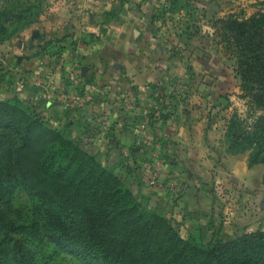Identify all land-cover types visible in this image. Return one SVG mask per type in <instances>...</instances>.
<instances>
[{
  "label": "rangeland",
  "instance_id": "rangeland-1",
  "mask_svg": "<svg viewBox=\"0 0 264 264\" xmlns=\"http://www.w3.org/2000/svg\"><path fill=\"white\" fill-rule=\"evenodd\" d=\"M53 1L0 0V13L14 15L7 21L0 14V26L9 28L0 40V264H17L16 239L32 252L34 264H90L45 238L17 166L41 196L69 199L83 221L108 219L112 236L130 234L133 245L141 239L135 230L148 228L151 213L148 239L135 252L142 247L152 264L179 247L173 233L208 245L256 229L259 224L246 220L251 211L262 212L263 195L236 180L224 161L227 120L247 111L248 98L242 97L234 45L221 20L261 12L264 0H151V34L163 59L148 61L147 68L118 52L115 34L87 31L82 42L64 35L57 53L55 39L63 35L45 24ZM169 96L175 107L192 103L196 114L206 116L215 167L221 169L210 188L214 208L199 206L195 216L184 207L183 174L191 170L176 142L168 149L174 141L166 123L156 120L160 100L169 106ZM60 145L74 149L76 166L59 177L47 175L41 160Z\"/></svg>",
  "mask_w": 264,
  "mask_h": 264
},
{
  "label": "trees",
  "instance_id": "trees-1",
  "mask_svg": "<svg viewBox=\"0 0 264 264\" xmlns=\"http://www.w3.org/2000/svg\"><path fill=\"white\" fill-rule=\"evenodd\" d=\"M0 14L5 15L7 21L14 17L10 11ZM221 22L234 45L237 74L244 91L242 97L248 98L247 111H235L227 120L226 150L229 154L248 152L249 166L259 163L264 165V114L257 112V107L264 109V10L242 19L229 16ZM17 29L18 26L11 32ZM8 31V27L0 26V40ZM64 38L66 36L55 39L59 49L57 53L63 51L61 41ZM169 98V106H165L161 99L162 109L157 111L160 115L156 120L161 119L163 123L170 117L171 112L168 110L175 107L173 97ZM152 116L148 121L151 124ZM76 159L73 148L60 145L52 147L45 154L40 168L47 175L59 177L74 169ZM16 168L31 195L34 210L40 217L42 233L56 250L85 259L90 264H152L142 247L135 252L138 243L142 245L148 239L154 222L151 213L147 214L144 222L148 228L135 230L141 239L133 245L129 242L130 234L127 237L112 236L108 219L83 221L69 199L59 198L51 202L46 196H41V190L27 179L22 168ZM172 238L180 243L179 247L153 264H264V228L247 231L227 240L214 238L208 245L183 240L175 233ZM14 259L17 264H34L32 252L26 251L18 239L15 241Z\"/></svg>",
  "mask_w": 264,
  "mask_h": 264
},
{
  "label": "crops",
  "instance_id": "crops-1",
  "mask_svg": "<svg viewBox=\"0 0 264 264\" xmlns=\"http://www.w3.org/2000/svg\"><path fill=\"white\" fill-rule=\"evenodd\" d=\"M151 7V0H54L51 6L52 14L45 24L48 31L63 36L71 34L80 38L87 31L101 35L115 34L113 37H116L120 46L118 52L125 59L129 58L128 62L132 64L143 60L147 68L148 61L153 62L154 58L163 59V51L159 50L158 44L153 43L151 32L155 20ZM79 41L82 42V38ZM121 61H124L123 58ZM134 91L138 94V89ZM127 92H132V88L128 87ZM176 105L174 114L166 122V135L170 142L174 141L168 149L171 151L175 149L176 142L177 150L186 167H189V171L191 170L183 174L187 187L184 207L192 210L191 215L195 216L194 212L199 211V206L203 209L214 208L209 202L212 197L210 188L215 178L221 173V169L217 170L215 167L214 152L216 150L212 147L214 141L210 140L212 135L209 134L212 132L207 128L206 116H202V112L200 115L196 114L194 110L196 106L192 103L186 105L176 103ZM224 149L226 152V148ZM240 156H242L241 160ZM224 161L226 168L234 174L236 180L242 182L241 184L250 188L259 187L263 195V210L262 212L251 211L253 215L246 222L252 226L259 224L256 229L263 228L264 165L259 163L249 166L248 153H227ZM239 161H241L240 165ZM189 196L193 197L192 202L189 201ZM229 223L230 221H226L224 228ZM256 229L251 227L250 230ZM228 230L227 228L226 231Z\"/></svg>",
  "mask_w": 264,
  "mask_h": 264
},
{
  "label": "built area",
  "instance_id": "built-area-1",
  "mask_svg": "<svg viewBox=\"0 0 264 264\" xmlns=\"http://www.w3.org/2000/svg\"><path fill=\"white\" fill-rule=\"evenodd\" d=\"M135 91L133 90L131 93H132V95H135V93H134ZM257 209H260L261 208V206L259 207H256ZM255 209V208H254Z\"/></svg>",
  "mask_w": 264,
  "mask_h": 264
}]
</instances>
